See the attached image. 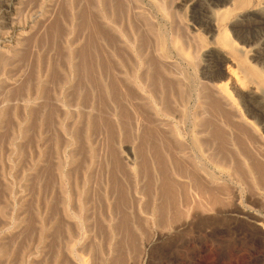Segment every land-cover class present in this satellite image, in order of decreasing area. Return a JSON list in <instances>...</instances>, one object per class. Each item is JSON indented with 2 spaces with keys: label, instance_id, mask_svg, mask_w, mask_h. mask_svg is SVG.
<instances>
[{
  "label": "rangeland",
  "instance_id": "obj_1",
  "mask_svg": "<svg viewBox=\"0 0 264 264\" xmlns=\"http://www.w3.org/2000/svg\"><path fill=\"white\" fill-rule=\"evenodd\" d=\"M232 9L212 0H0V264H264V182L231 134L243 126L264 153V133L231 90L214 92L202 76L214 43L197 22L226 10L238 50L217 43L253 67V80L238 72L264 95V63L251 56L264 52V25L242 38L232 27L246 9ZM153 64L181 88L190 73L199 91L186 131L213 141L203 126L212 120L225 148L163 146L186 132L183 106L178 91L166 96L170 109L161 103L147 83ZM210 91L231 121L213 110Z\"/></svg>",
  "mask_w": 264,
  "mask_h": 264
},
{
  "label": "bare ground",
  "instance_id": "obj_2",
  "mask_svg": "<svg viewBox=\"0 0 264 264\" xmlns=\"http://www.w3.org/2000/svg\"><path fill=\"white\" fill-rule=\"evenodd\" d=\"M212 1H213V3H215V5L217 7L220 5L226 6L227 4L231 3L232 8L234 10L235 9H242V10L246 9L242 12V14H240L238 21H236V23H234V25L232 27L234 29V31H236V33H238V35L242 38L247 39L249 37V35L254 30H256V29L260 28L262 25H264V7L258 8L255 10H247L251 6V4H250L251 0H216V1L212 0ZM226 10H224V12H220V11L218 12L217 10H215V11L211 10L208 12L205 11L203 19L201 21L197 22L199 24V27L200 28L202 27V29L205 30L206 33H208V35L213 39L212 42L214 43V45L210 46V48H208V50H207V53H206L207 63L205 64L204 69L202 71V74H203L202 76L204 79H207V81H209V83H211L210 89L214 92L219 90V91H221V93L222 92L230 93L229 91L231 90L232 93H234L235 96H237V98L241 102L242 107L244 108V111L247 114V115L246 114L245 115L249 116V118L252 120V122H254L256 124V126H258L262 130V133H264V100H263L264 95L260 96L261 93H260V95L258 94V88L261 89L258 85H257V87L255 86L256 89H253V86L250 85V83L247 84L244 82V81L250 79L251 77L252 78L255 77L254 76L255 70L253 71L252 70L253 67L250 68L249 64H247L246 62L243 64L240 63V59H237V61L234 60L226 52L222 51L221 47H220V43H219V45L217 43V41L220 42V41H222L221 39H223V44L225 46L230 48L232 51L238 50L236 48L234 42L231 40V38L227 34H225L226 33L225 27H227V26L224 27L223 22L224 23H225V21L228 22L227 21L228 17H231L230 16L231 13L227 14ZM200 13H202V12H200ZM221 13H223V14H221ZM224 28H225V30H224ZM222 34H223V36H222ZM219 38H220V40H219ZM159 41H160V39H159ZM161 42H162V40H161ZM164 42H166V41H164ZM164 42H162L160 44H162L161 46L166 48V44ZM223 44H221V45H223ZM216 49H220L221 52L220 51L216 52L215 51ZM263 53L264 52H262L261 49H252V52H251L252 61H256L257 64L258 63L263 64L264 63V54ZM169 56H171V55H169ZM154 62L155 61L153 60V63ZM151 64H152V62H151ZM154 66L156 67L157 65H154ZM148 67H149V65H148ZM146 68H147V66H146ZM151 68H153L155 70H152L153 72L150 73V75L148 74L147 77L145 76L146 78H148L147 83H149L150 86L151 85L153 86L151 89L157 90L156 88H159L160 93L162 92L161 93L162 97L165 95L163 97L165 99H166V96L169 99H171L173 93H176L177 91L180 92L181 99H179L180 101L179 100L178 101L180 102L179 105L183 106L182 109L180 108L181 109L180 110L181 111L180 120L185 125V131H186V124L188 123L189 118H190V106H189V104H190L192 97H194L196 91L197 92L199 91L196 80L190 75V73L182 71V75H183L182 82L184 81L185 88H183V87L181 88V86L178 87L177 80H176L177 78L174 79L172 77L166 76V74H164V72H162V70L159 69L160 68L159 66H158V68L157 67L154 68L152 66L149 69H151ZM240 68L242 70L241 72L245 73L242 75L245 76L244 78H246V80H244V78L243 79L241 78V76L238 72V71H240L239 70ZM144 72H146V71L144 70L143 73ZM149 72H151V70ZM143 75H145V74H143ZM141 77H142V75H141ZM143 81H145V80H143ZM256 81L254 80V82H256ZM178 83H179V80H178ZM179 85H180V83H179ZM143 88H142L143 91L146 90ZM151 89H150V91H152ZM155 90H154V92H155ZM214 92H211V93L208 92L209 93L208 95L210 96V94H211V96H212L211 98H209V100H211L210 103H211L212 107L214 108L213 110L217 111L219 113V115L226 118V120L231 121L230 113L226 110H223L221 103L216 98V95ZM170 93H172V95H170ZM154 94H156V92L152 93L151 95L153 96ZM157 94H158V92H157ZM177 94H179V93H177ZM206 94H204V95H206ZM160 95L158 94V96H157L158 100L163 99V98H161ZM169 95L171 97H169ZM206 96H204V97H206ZM209 96H207V98ZM168 98L166 100L164 99L165 102H161L162 104L164 103L165 106H167V108L171 107L170 106L171 100H169ZM154 99H156V97H154ZM157 99H156V102L158 101ZM161 103L159 102V104H161ZM210 103H209V105H210ZM217 125L218 124H215L212 120L204 122V125H203L205 127L204 129L206 131H208V129H210L209 136L213 137V141L208 140L209 138H207V137L205 138L204 135L199 136L200 130H198L197 131L198 133H196V132H194L195 130L192 129L191 130L193 132L192 135H190L191 131L190 132H187V131L184 132L183 131L185 133V134H183V132L181 133L182 130H180V132L176 130L177 133L179 132L178 136L175 137L176 134H175V136L172 134H170L169 136L166 135L164 137V139L162 140V144L165 148L167 147V145H169L171 147V149L172 148L173 149H176V148L179 149V147L181 149V147L185 146L186 148H190L191 150H193L195 152L202 151V147L204 145L211 146L213 143L215 144L216 141L217 142L219 141L217 143L218 146L220 144H222L223 147L224 146L226 147L229 139L228 140L226 139V135H224V133H222V129H220V127H218ZM195 127H196V124H194V128ZM236 128H237L236 134H233V133H235V131L234 132L232 131L231 134H232V136L234 135L233 139H235L234 140L235 146L238 148V152L240 153V156H242V159H245L249 163V165L251 167V168L249 167L251 169V172L255 173L256 176L258 175L257 176L258 178L257 177L256 178L258 180L260 179L264 182V160H263L264 153L262 151H260V149H258L259 152H255L254 150L251 149V146L255 145V144H253V142L255 141L254 143H256L258 141H256V138H254L252 136V134L249 133L243 126L238 125V126H236ZM181 134L184 138L183 139L184 141L183 140L181 141V139L178 138L179 135H181ZM230 144H232V143H230ZM222 146H221V148H223ZM237 148H236V150H237ZM260 148H261V146H260ZM255 149H257V148H255ZM261 149L264 150V148H261ZM179 151H182V150H179ZM170 152L172 155L171 150H169V153ZM158 156L160 159H162L161 154H158ZM176 157H177V155H176ZM172 158H173V156H172ZM248 163H247V165H248ZM200 166L204 171H207V170H205V167L202 166V164ZM250 169H249V171H250Z\"/></svg>",
  "mask_w": 264,
  "mask_h": 264
}]
</instances>
